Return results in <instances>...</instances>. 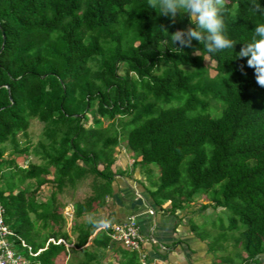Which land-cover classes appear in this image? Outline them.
<instances>
[{"label": "trees", "instance_id": "1", "mask_svg": "<svg viewBox=\"0 0 264 264\" xmlns=\"http://www.w3.org/2000/svg\"><path fill=\"white\" fill-rule=\"evenodd\" d=\"M226 4L235 7L225 25L236 44L211 54L195 40L171 49L169 34L191 25L179 14L173 23L147 0H0V203L28 264L70 256L58 196L88 177L92 194L74 204L72 252L82 257L74 264H102L109 250L118 264H143L139 252L114 243L111 229L87 246L101 222L115 224L113 182L122 171L114 167L124 136L135 165L149 169V194L164 214L205 198L199 211H227L220 228L241 232V264H263L264 87L247 58L233 59L262 18L250 14L248 0ZM34 120L44 125L40 141L23 147L19 135ZM31 150L42 164L20 163ZM151 166L159 168L157 182ZM47 184L50 200L39 202ZM87 215L96 223L77 222ZM197 228L192 221L201 238Z\"/></svg>", "mask_w": 264, "mask_h": 264}, {"label": "crops", "instance_id": "2", "mask_svg": "<svg viewBox=\"0 0 264 264\" xmlns=\"http://www.w3.org/2000/svg\"><path fill=\"white\" fill-rule=\"evenodd\" d=\"M116 157L117 162L114 168L122 173L117 175L113 182L116 204L113 223L135 216L144 236L153 232V236L158 242L157 244H145L142 253L145 257L143 264H190L193 262L201 264L208 262L207 246L200 243L191 229L194 216L200 215L201 212H195V208L191 207L177 212L176 215L164 214L150 197L151 186L147 174L149 169L135 165L139 159L127 149L117 150ZM105 224L94 232L87 246L92 244L93 238ZM75 242L72 241L70 245L65 243L67 248L70 246L73 249ZM159 246H164L166 251H163ZM262 257L261 261L264 264Z\"/></svg>", "mask_w": 264, "mask_h": 264}, {"label": "rangeland", "instance_id": "3", "mask_svg": "<svg viewBox=\"0 0 264 264\" xmlns=\"http://www.w3.org/2000/svg\"><path fill=\"white\" fill-rule=\"evenodd\" d=\"M176 22L179 21L178 15L176 17ZM205 63L209 65L211 68L215 65L214 62L210 61L208 58H206ZM211 76H215L216 72L214 70L210 71ZM220 116V114L218 115ZM217 116V117H218ZM110 123V120L106 119L104 120L105 126H108ZM44 125L40 124L38 121L34 120L31 122V126L28 131V135L25 137L23 135H19V140L22 144V146L30 145V147H34L37 145V143L40 141L41 134L43 132ZM10 147H8V153L6 156L9 155ZM120 151L126 150V137L121 138L120 145L118 149ZM130 152V151H129ZM132 154V152H130ZM135 159V158H134ZM20 163L24 166H27L28 164H42V161L35 157L32 153V150L30 151L29 156L26 155L22 156L20 159ZM145 168V167H144ZM152 169V178L151 181L157 182V177L159 175V168L156 166H151ZM50 179L52 176L49 177ZM92 183L93 178L88 177L87 179L80 181L76 188H66L63 193L59 194L58 199L59 201L64 205L63 213L65 217L67 218V231H69L71 235V240L73 242L76 241L77 236L75 234H72L71 228L75 224L74 221V204L79 201H84L88 196L92 194ZM3 185V184H2ZM4 186V185H3ZM29 186H34V182H27L23 187L28 188ZM53 191V184H47L42 189H40L37 197L39 202H47L50 200L51 193ZM207 203V200L205 198H200L198 201L195 202V205L193 206L195 208V212H201L199 211V208L201 204ZM228 217L229 213L227 211H221L220 209H213L209 208L203 212H201L200 215L194 216V223L197 225V233L199 234L198 238L195 234V237L200 241V243H203V245L206 247L209 251L207 261L203 262L201 264H216L217 263H227L233 262V264H241L243 261V250L242 245L238 244V241L241 238V232L240 231H230L226 230L223 231L220 226H227L228 225ZM89 218L92 220L95 218V216L87 215L83 217L82 219L78 220L79 223H85L89 221ZM216 225V227L214 226ZM215 227V228H214ZM240 227H242L240 225ZM202 239V240H201ZM211 248L208 244H211ZM70 245V244H69ZM161 248V246H159ZM69 252L70 256L65 257L64 260H61V264H74L82 260L80 253H73L72 248L69 246ZM212 249L213 253L210 251ZM24 255L26 254V250L23 249ZM105 258L102 261V264H118V259L116 255L112 252V250L107 251L105 254ZM199 255V254H197ZM198 257V256H197ZM243 257V258H242ZM264 259V257H262ZM190 264H200L198 262H193Z\"/></svg>", "mask_w": 264, "mask_h": 264}, {"label": "clouds", "instance_id": "4", "mask_svg": "<svg viewBox=\"0 0 264 264\" xmlns=\"http://www.w3.org/2000/svg\"><path fill=\"white\" fill-rule=\"evenodd\" d=\"M248 5L250 14L262 19L255 22L251 42H243L233 59L247 58L246 66L254 70L256 83L264 87V5L260 0H248ZM147 7L159 15L168 16L173 23L178 14L181 19L187 17L191 27L169 34L171 49L180 50L173 47L177 41L182 48L190 47L195 40L205 52L216 54L233 50L236 44L226 35L225 17L235 14V7H228L226 0H147ZM199 51L196 49L197 54ZM89 223L96 221L89 218ZM100 226H103V222Z\"/></svg>", "mask_w": 264, "mask_h": 264}, {"label": "built area", "instance_id": "5", "mask_svg": "<svg viewBox=\"0 0 264 264\" xmlns=\"http://www.w3.org/2000/svg\"><path fill=\"white\" fill-rule=\"evenodd\" d=\"M154 214V212H151ZM5 209L0 203V264H28V260L22 254H19L14 249L11 238L14 233L10 230L9 226L5 223ZM103 229L112 230V238L117 246L122 248L139 252L144 259L143 247L146 243L157 244L158 242L153 236V232L148 236H144L141 232L139 223L135 216H130L124 221L117 222L113 225L105 224ZM63 242L62 240L59 241ZM24 247L30 248L22 242ZM163 251H166L164 246H161ZM32 256H36L29 251Z\"/></svg>", "mask_w": 264, "mask_h": 264}]
</instances>
